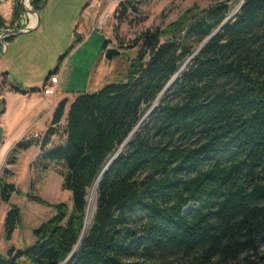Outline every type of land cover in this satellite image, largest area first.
<instances>
[{"label":"trees","instance_id":"16d2710c","mask_svg":"<svg viewBox=\"0 0 264 264\" xmlns=\"http://www.w3.org/2000/svg\"><path fill=\"white\" fill-rule=\"evenodd\" d=\"M232 1L195 4L166 27L139 33L123 79L77 95L64 125L69 100L59 102L40 142L41 160L45 168L63 165L73 206L28 195L55 213L33 230V245L0 252V264H62L80 241L68 264L251 262L264 242V0H244L221 27ZM128 8L137 10L133 0L120 3L117 21ZM23 10L18 5L14 21ZM55 135L65 140L47 149ZM36 138L18 142L8 164ZM10 172L0 177L5 203L19 193L4 179ZM97 180L96 211L85 230ZM192 200L201 207L186 214ZM21 223L11 204L7 240Z\"/></svg>","mask_w":264,"mask_h":264},{"label":"rangeland","instance_id":"374dc122","mask_svg":"<svg viewBox=\"0 0 264 264\" xmlns=\"http://www.w3.org/2000/svg\"><path fill=\"white\" fill-rule=\"evenodd\" d=\"M33 1L30 0L32 10H37L40 17L44 15L43 21H49V25L45 31L36 28L15 34L17 40L21 42L20 47H29L31 51L35 49V52L26 51L18 59L9 52L7 57L14 58L17 66L15 74L19 81H30L40 76L45 80L49 73L57 68L63 56L59 71L56 73L59 80L61 72V90L58 91L57 80V83L53 84L55 92L44 94L59 93L60 98L61 92H67V96L72 98L79 94L96 92L106 84L123 79L130 59L136 55V50L129 48V45L139 33L147 29L166 27L195 4L206 8L223 0H133L137 10L128 8L127 16L122 22L114 20L116 19L114 13L120 3H127V0H37L35 3ZM236 1L231 3L232 10ZM20 4L21 0H0V18L4 22L0 25V37L3 33L18 27L25 28L30 23L31 16L24 8L20 17L16 21L13 20ZM106 12L112 14V19L110 17L103 31L94 30L97 19ZM78 23L81 24L79 28ZM79 29H83L84 33H77ZM106 40L110 41L108 47L121 50L120 55L113 59L105 58L103 46ZM6 42L8 45V40ZM4 48L5 44L1 42L2 56L6 54L7 49ZM5 78L2 74V84L6 83ZM2 122L0 114L1 126ZM61 138L59 135L56 142L62 140ZM38 141L40 143L42 140ZM18 157L16 170L8 168L11 172L5 175L4 179L14 184L19 193L14 192L9 203L0 199V252L4 254L12 248L18 250L33 245L37 240L33 230L55 213L54 207L36 202L28 195H36L52 204L64 202L70 208L73 206L72 192L63 188V165L54 163L45 168L40 154L31 160L30 167L26 151ZM2 176L4 170L0 177ZM11 204L20 208L22 223L14 230L12 238L7 240L5 220ZM199 207L200 202L192 200L185 208V212L187 214ZM250 261L249 264H264V242L260 243L257 254L250 253Z\"/></svg>","mask_w":264,"mask_h":264},{"label":"crops","instance_id":"0c3cea01","mask_svg":"<svg viewBox=\"0 0 264 264\" xmlns=\"http://www.w3.org/2000/svg\"><path fill=\"white\" fill-rule=\"evenodd\" d=\"M97 2V1H96ZM45 14V13H44ZM43 17H40L38 29L45 31L46 26L49 25V21H43ZM37 19V14L35 15V21ZM34 21V23H35ZM78 23V28L80 27ZM77 33H84L83 29H79ZM87 33V32H85ZM88 36V34H87ZM8 45L5 44L6 54L2 56L0 53V114L3 126L0 125V175L5 168H13L16 170V166L19 160L14 164H8V158L10 153L16 146V144L24 139L39 137L40 140L42 136L44 137L48 128L50 127L53 119L55 109L62 99L67 98L69 100L65 116L61 121V125L65 124L66 115L69 109L71 101L77 96H67V92H61V97L58 98L57 95H46L41 91L42 85L46 82L43 80V76L37 77L30 81H19V77L15 74L16 63L12 56L17 59L20 58L22 53L26 51L28 53L35 52V49L31 51L29 47H20L21 42L17 40V35L8 38ZM11 53V58L8 59L7 54ZM4 75L5 84H2L1 75ZM61 72H59L58 80V91L61 90ZM20 86L22 89L27 90V92H21L12 88V85ZM36 88L38 90H32ZM59 135L52 136L51 142L46 146L47 149L53 147L55 144L62 143L65 140V136L62 135L59 142H56ZM27 153V159L30 163L42 154L41 144H33L28 149L22 150L18 155L21 156L23 152ZM19 158V157H18ZM32 158V159H31ZM32 160V161H31ZM21 242H23L21 240Z\"/></svg>","mask_w":264,"mask_h":264},{"label":"water","instance_id":"95a60500","mask_svg":"<svg viewBox=\"0 0 264 264\" xmlns=\"http://www.w3.org/2000/svg\"><path fill=\"white\" fill-rule=\"evenodd\" d=\"M21 4L23 5V8L28 11L27 7H26V4H25V0H21ZM242 6V5H241ZM240 6V7H241ZM31 12H34L35 14H37V21L35 22V24L33 26H26L25 28H18V29H13L12 31H9L7 33H3V35L0 37V41L4 44H7L6 42V38L10 37V36H14L15 34H19V33H24V32H29V31H32L34 29H36L39 25V21H40V16H39V13L37 10H32L30 9ZM238 11V9L236 10H233V12L231 13V15L224 21V23L221 25L224 26L228 21H230L233 16L235 15V13ZM209 40V39H207ZM206 43V41H205ZM121 53V50L118 49V48H114V47H107L106 50L104 51V56L106 59H113L115 56L117 55H120ZM173 81H171L170 84H172ZM170 84L166 87V89L163 91V93L161 95L164 94V92L167 90V88L170 87ZM146 118V116L143 118V120ZM142 120V121H143ZM141 121V122H142ZM133 134V133H132ZM131 134V135H132ZM125 145V144H124ZM123 145V146H124ZM123 146L120 147L119 151L123 148ZM118 151V152H119ZM117 155V154H116ZM116 155L114 157H112V159L109 161V163L106 165V167L104 168L103 172L101 173V176L106 172V170L109 168V166L111 165V163L113 162L114 158L116 157ZM100 176V178H101ZM99 178V179H100ZM95 211H96V208H95ZM95 213V212H94ZM81 245V241L79 242V244L75 247V249L73 250V252L71 253V255L62 263V264H68L70 263L73 258L75 257V255L77 254L78 252V249Z\"/></svg>","mask_w":264,"mask_h":264},{"label":"bare ground","instance_id":"6f19581e","mask_svg":"<svg viewBox=\"0 0 264 264\" xmlns=\"http://www.w3.org/2000/svg\"><path fill=\"white\" fill-rule=\"evenodd\" d=\"M244 3V0H237L236 3L233 6V10L239 9L240 6ZM26 7L28 9V13L31 16L32 21L35 20V13L31 12L30 9H32L30 0H25ZM100 180H97L95 186L92 188V191L88 197V207L86 211V217H85V230H87L90 227V224L92 222L95 207H96V195H97V187Z\"/></svg>","mask_w":264,"mask_h":264},{"label":"built area","instance_id":"2783aa9c","mask_svg":"<svg viewBox=\"0 0 264 264\" xmlns=\"http://www.w3.org/2000/svg\"><path fill=\"white\" fill-rule=\"evenodd\" d=\"M110 17L112 19V14L110 12H106V13H103L100 15V17L97 19L95 25H94V30H98V31H103L109 20H110ZM116 20V19H114ZM32 19L30 20V23H28L26 26H33L35 23H31ZM12 31V30H10ZM9 32V31H8ZM5 49V48H4ZM57 80H58V75L57 74H54L50 77V80H47L41 87V91H43V93H46V94H51L53 92H55V89H54V85L53 84H56L57 83ZM40 134H39V138H36V139H40Z\"/></svg>","mask_w":264,"mask_h":264}]
</instances>
